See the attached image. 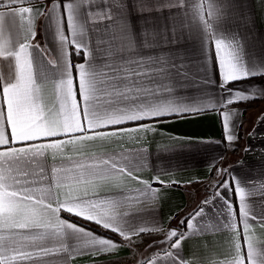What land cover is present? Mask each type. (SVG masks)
<instances>
[{
    "label": "snow or ice",
    "instance_id": "snow-or-ice-1",
    "mask_svg": "<svg viewBox=\"0 0 264 264\" xmlns=\"http://www.w3.org/2000/svg\"><path fill=\"white\" fill-rule=\"evenodd\" d=\"M230 18L250 23L243 0H45L42 7L0 0L8 68L0 72V264H70L74 255L111 257L121 246L132 250L133 264H264V241L255 236L257 226L264 235V165L262 181L246 180L247 161L239 170L217 168L216 154L211 199L168 217L174 227L139 226L145 200L159 207L153 185L181 183L162 179L164 170L150 163L149 134L167 135L160 122L215 109L221 142L235 151L242 105L264 100V57L244 54L250 42L264 45V34L226 30ZM41 30L54 47L36 39ZM193 82L198 97L182 95ZM257 119L261 127L245 131L261 133V148L244 151L264 158V111ZM169 139L157 151L217 143ZM149 168L155 174L144 178ZM209 231L225 233L222 250L185 258L187 240Z\"/></svg>",
    "mask_w": 264,
    "mask_h": 264
},
{
    "label": "crops",
    "instance_id": "crops-1",
    "mask_svg": "<svg viewBox=\"0 0 264 264\" xmlns=\"http://www.w3.org/2000/svg\"><path fill=\"white\" fill-rule=\"evenodd\" d=\"M33 4L43 6L45 0H31ZM201 0H194V3H199ZM207 0H205V3ZM247 4V14L250 16V23L243 25L233 19H228L224 22V28L231 31H239L251 36L260 37L264 34V0H243ZM167 14V13H165ZM66 25V17H65ZM93 39L95 35L93 34ZM38 39L43 45L47 41L49 48L54 47L51 37L47 36V33H43L41 30ZM246 57L261 58L264 57V45H261L259 40L250 42L244 50ZM73 62H76L75 54L73 53ZM80 62H83V56L80 57ZM8 71L7 61L0 57V72L6 73ZM200 88L193 82L188 86L182 95H186L190 98H197ZM264 105V100L256 99L244 107L243 111V124L240 127V140L235 146V151L230 150L228 142L225 140L221 142L223 137V129L221 126V117L213 109L210 112H202L195 116L185 115L172 120H164L160 122L159 131L166 133L167 135L161 137L156 135L154 139L150 140V150L152 157L150 163L155 168L163 169L162 179H172L180 181V185H173L172 187L165 188L159 183H155L153 186L159 189L160 195L157 197L159 207L153 210L148 200L144 201L145 212L143 214V223L140 227L153 228V227H174L175 222L169 224L168 217L173 216L177 212L187 210L193 211L196 206L205 199V197L212 198L211 189L207 187V182L210 179H214L215 172L210 173V160L216 154L223 157L221 163H217L216 167L223 166L225 169L239 170V162L247 161L249 169L245 172L244 178L246 180L255 179L258 182L262 181V178L258 175V171L261 166L264 165V158L261 157V153L258 150L245 152L244 148L250 144L254 149L261 148L258 143L261 133L256 132L255 136H250L245 131V128L250 132L252 127L260 128L258 122V115L264 109L261 108ZM223 111V109H221ZM180 136L185 140H204L215 141L217 143L209 145L207 147H200L197 151L176 150V152L168 153L163 151H157L158 145H164L170 143L169 137ZM125 149H131L135 147L132 142H121ZM105 149H112L117 147L116 145H103ZM155 173L151 168L145 169L143 172L144 178H149ZM225 179L227 176L224 177ZM191 182V183H188ZM258 198V197H257ZM135 207V205H133ZM198 210V209H197ZM207 211L212 212L214 208L211 206ZM159 219L160 224H155L152 221ZM210 220L206 218V222ZM257 240L264 241V235L261 234L259 226L255 232ZM225 233L209 231L207 233H199L191 237L184 244L186 257L187 253L195 251L197 255H205L207 251H221L222 241L224 240ZM150 255V253H146ZM141 257L137 252L135 259L139 260ZM111 259L115 264H133V252L126 246H121L115 250L111 257L109 256H95L88 253H80L70 257V264H92L95 260H108ZM163 264V259L161 261Z\"/></svg>",
    "mask_w": 264,
    "mask_h": 264
}]
</instances>
